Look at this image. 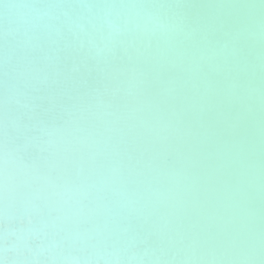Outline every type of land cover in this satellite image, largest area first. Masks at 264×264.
I'll list each match as a JSON object with an SVG mask.
<instances>
[{"label":"bare ground","instance_id":"bare-ground-1","mask_svg":"<svg viewBox=\"0 0 264 264\" xmlns=\"http://www.w3.org/2000/svg\"><path fill=\"white\" fill-rule=\"evenodd\" d=\"M238 4L264 0H0L9 260L219 262L236 237L259 260L264 33L259 10L209 7ZM241 101L255 167L209 185Z\"/></svg>","mask_w":264,"mask_h":264},{"label":"snow or ice","instance_id":"snow-or-ice-1","mask_svg":"<svg viewBox=\"0 0 264 264\" xmlns=\"http://www.w3.org/2000/svg\"><path fill=\"white\" fill-rule=\"evenodd\" d=\"M219 10L234 9V10H247V15L252 16L259 10L260 16V29L264 33V4H238V5H212ZM247 31L246 28H242L236 32L226 33V37L237 44L240 41L243 33ZM239 47L237 48V54H239ZM261 68L264 70V54L261 58ZM256 94L255 89H249L247 95L249 97ZM49 102H52L51 100ZM242 103V109L232 119L224 121V126L232 133L238 134L235 141L228 147L227 153L220 150L216 153L212 159L215 160L214 167H211L208 172V183L211 185L213 180L218 174L232 165H236L240 171L248 172L255 167V160L252 158L253 146L250 142L245 126L253 117V108L251 105ZM259 128H260V169L261 174L264 176V86L259 90ZM208 134H214L211 128L208 129ZM9 177L5 171V157L2 150H0V206H6L9 197ZM23 223V219L20 221ZM221 246L225 249L226 253L230 252L234 255L232 259H226L223 261H193L182 260L176 262H170V264H264V228L261 229L258 238V250L259 260H253L249 258V254L256 248V241L253 238L248 237L241 239L240 237L223 239L220 241ZM6 226L2 218H0V264H39V262H32L28 260H9L6 255ZM68 264H79V261L68 262Z\"/></svg>","mask_w":264,"mask_h":264}]
</instances>
